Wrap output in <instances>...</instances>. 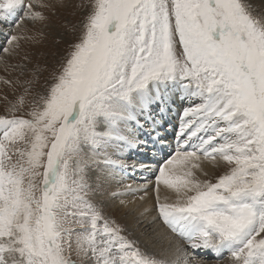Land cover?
<instances>
[{"label": "snow or ice", "instance_id": "6c2138e0", "mask_svg": "<svg viewBox=\"0 0 264 264\" xmlns=\"http://www.w3.org/2000/svg\"><path fill=\"white\" fill-rule=\"evenodd\" d=\"M55 7L0 0V21L16 25L0 62L30 74L3 80L22 90L0 113V264H205L197 253L264 264V0H88L41 86L39 65L6 58L39 42L22 25L46 24ZM170 94L188 106L169 141L157 115ZM141 144L160 158L131 168L152 179L134 186L109 172L118 187L106 194L144 200L152 187V222L172 234L160 257L105 214L89 176L100 164L126 171L112 155Z\"/></svg>", "mask_w": 264, "mask_h": 264}, {"label": "rangeland", "instance_id": "374dc122", "mask_svg": "<svg viewBox=\"0 0 264 264\" xmlns=\"http://www.w3.org/2000/svg\"><path fill=\"white\" fill-rule=\"evenodd\" d=\"M46 2L56 5L54 9L47 10L45 12V15L49 17L46 24H33L30 21H25L22 25V30H27V35H36L37 33L42 32L43 35L38 37L39 42L33 43L32 41H21V49L19 50V53L15 56L6 58L7 63L9 65L27 63L28 68H32L34 65H39L42 69L39 80L41 86L44 84V78L48 75V73L58 66V62L66 52L68 45L79 34L80 23L84 16V9L80 6L83 4H87L88 0H46ZM18 18L19 17H17V19ZM10 34H16V25L14 23H9L7 20L0 21V44H5L6 37ZM25 53L29 54L30 61L25 62L22 60V57ZM43 69H47V71H43ZM29 75L30 74L21 75L19 70H12L11 68L5 70L4 63L0 62V113L3 112L4 97L7 96L10 100L16 93L22 90L19 87H9L8 85L3 83V80L8 79L12 81H23L24 79L28 78ZM186 105L188 106V102L181 101V99L179 98V94H170L169 100L165 106L167 109L166 112L163 114L162 117L157 115V119L161 120L163 124L162 128L160 129V134L166 136L167 140L172 139V129L177 124L178 119L177 112L181 111L183 107H186ZM154 112L158 113L159 109L155 108ZM141 122L143 123V120ZM150 127L151 125H145L144 130L138 132L134 131V134L138 135L139 138L143 140L147 130H149ZM125 149H127V153H124L123 151V153H121L120 155H112L111 158L114 160L122 159L124 162L127 161V163H129L130 161H134L133 164H135L136 162L154 164L155 161L160 158L159 155H156L154 157L152 148L150 146L145 147L143 144L139 145L138 147ZM117 170L118 176L115 175L116 179H122L123 183L136 182L137 184H141L146 183L147 180L152 179L150 173L143 172L140 170H136L134 171L135 173H132V169L130 167L126 171L119 169ZM115 171L116 169H109L103 164H100L98 167H95L90 170L89 176L91 182H93V185L95 186V184L99 182L102 185V188L105 190V195L98 196L96 197V199L103 201L105 214L112 217L118 224H120L125 229V234L127 235L128 239L135 241L142 251L147 252L144 249L143 244L145 241L141 243V240H143L147 235H137L134 230H128L123 217H120L117 212H113L110 209V201H112L114 204L117 203L119 206H122L120 204V200H124L126 203L130 202L131 200L140 201L139 197L144 195L141 192L137 193L135 197L131 194H125L115 199L109 198L106 193L118 187L115 180L112 181V178H110L109 176V172ZM91 175L94 176L93 179L91 178ZM123 176L127 177L126 180L123 178ZM163 192L164 191L162 190V193ZM146 198L148 199L149 203L148 208L154 211L155 193L152 191L151 186H149L148 196ZM162 227L164 230H167L164 225ZM151 231L152 234L157 236V229H151ZM164 242L167 243H163L166 246V251L170 253V246L166 238ZM202 255L203 254L200 253L194 254L192 259L194 261L203 260L205 261V264H228L226 259L227 253H225V256L220 260H217V258L213 254L212 256L210 255L211 257L207 258H203ZM73 258L75 259L76 257L73 255Z\"/></svg>", "mask_w": 264, "mask_h": 264}, {"label": "bare ground", "instance_id": "6f19581e", "mask_svg": "<svg viewBox=\"0 0 264 264\" xmlns=\"http://www.w3.org/2000/svg\"><path fill=\"white\" fill-rule=\"evenodd\" d=\"M17 17H15V19H17ZM169 141H170V139H169ZM124 153H127V149H124ZM125 163L127 165H129L130 168L132 165H134L133 164L134 161H130L129 163H127V161H125ZM142 163H144V162H136L135 165H139ZM147 164H150V163H147ZM131 171H132V173H135L133 171V169ZM113 173L118 176V170L117 169ZM91 178L93 179L94 176L91 175ZM123 178L126 180L127 177L123 176ZM112 181H113V179H112ZM132 184L135 186V184H137V183L133 182ZM138 184H140V183H138ZM164 195H169L170 197L173 196V194H171V193H166V192L162 193V191H161V196L163 197ZM150 202H152V201H150ZM109 203H110L111 211L117 212L118 215H120V217H123V219L125 220V224L127 225L128 230H132V231L134 230L137 233V235L138 234L142 235V236L147 235L143 240H141V243H143V241H145L143 244H144V249L147 252H149L151 254H155L157 257H160V255L162 253H164V254H170L171 253L170 248H169L170 253L168 251H166L165 244H167V243L164 242V240H165V238L167 240L172 238V234L168 231V229L167 230L163 229V227H162L163 223L162 222H159L158 220L156 222H152V217L156 216V212L152 211L149 208L150 211L145 216L141 217L138 215V213L140 211H143L144 208L149 207V203H148L147 198H145L144 200H140V201L139 200H134V201L131 200L130 202L126 203L127 207H125L123 205L119 206L117 203L114 204L112 201H110ZM153 203H154V201H153ZM130 210H135V211H130ZM151 229H157L158 230L157 236L152 234ZM163 243H165V244H163ZM210 255L212 256L211 253H209L207 255H202V256H203V258H207V257H211Z\"/></svg>", "mask_w": 264, "mask_h": 264}]
</instances>
